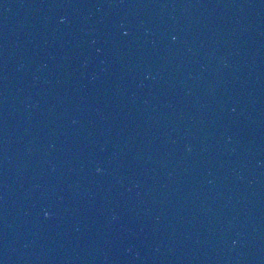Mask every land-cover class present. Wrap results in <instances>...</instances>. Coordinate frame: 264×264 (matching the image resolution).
<instances>
[{"label":"clouds","instance_id":"clouds-1","mask_svg":"<svg viewBox=\"0 0 264 264\" xmlns=\"http://www.w3.org/2000/svg\"><path fill=\"white\" fill-rule=\"evenodd\" d=\"M97 171H101V169H97ZM45 215H48L47 213Z\"/></svg>","mask_w":264,"mask_h":264}]
</instances>
